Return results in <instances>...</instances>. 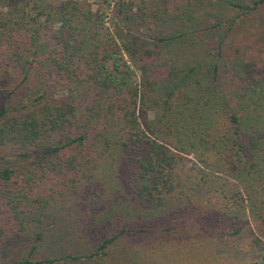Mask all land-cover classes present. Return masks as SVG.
Masks as SVG:
<instances>
[{"label": "trees", "instance_id": "obj_1", "mask_svg": "<svg viewBox=\"0 0 264 264\" xmlns=\"http://www.w3.org/2000/svg\"><path fill=\"white\" fill-rule=\"evenodd\" d=\"M173 1L168 27L156 0H0L4 264L159 228L264 264V0Z\"/></svg>", "mask_w": 264, "mask_h": 264}, {"label": "rangeland", "instance_id": "obj_2", "mask_svg": "<svg viewBox=\"0 0 264 264\" xmlns=\"http://www.w3.org/2000/svg\"><path fill=\"white\" fill-rule=\"evenodd\" d=\"M92 1L94 3L98 2V0ZM156 1L163 12V17L161 18L160 24L158 26H162L164 23H167V26L169 27V16L174 13L175 10H178V8H176L175 2L173 0ZM218 8H224V6ZM241 24L240 30L242 31V37H246L241 40L242 44H251V49L248 51L249 54L253 55L261 53L262 57L264 58V39L259 41V45H256L258 42V38H256V36L253 38H247L251 37L250 33L256 30L255 27H252L254 25H257L258 28H261L262 31H264V11L255 14L253 17L252 15H248V18L242 21ZM249 39H251V41ZM195 59L197 61H202L200 57H195ZM260 67L263 68L264 65L261 64ZM62 205L63 204L58 203L56 205V210H58ZM125 206L126 205H124V203H121L118 205L115 211H123L125 213L127 209ZM91 234L94 236L88 235L87 240L82 238L79 240L74 239L70 241L69 245L67 246V251H71L74 254L96 252L104 238L96 236V233L91 232ZM167 234L172 235L171 232L163 231L161 228H159V230L153 231L152 234H148L147 237H121L115 243L109 246L108 253L102 255V257L98 256L89 259L81 258L80 260L66 264H241L231 259H218L208 251L209 249L207 247L194 246L192 245V242L182 240L181 236H178L177 239H174L173 236L166 239ZM50 235L53 237L51 232ZM52 237H50V239ZM14 250V252L10 253L12 255H4L3 253H0V255L8 256L10 259H13L14 256H18V253L16 252L17 249L15 248ZM4 263H6V261L0 259V264Z\"/></svg>", "mask_w": 264, "mask_h": 264}]
</instances>
